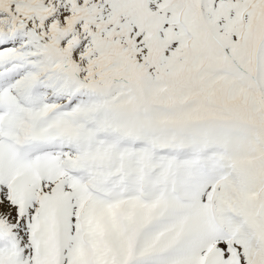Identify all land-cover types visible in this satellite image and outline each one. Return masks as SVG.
Here are the masks:
<instances>
[{
	"label": "snow or ice",
	"instance_id": "obj_1",
	"mask_svg": "<svg viewBox=\"0 0 264 264\" xmlns=\"http://www.w3.org/2000/svg\"><path fill=\"white\" fill-rule=\"evenodd\" d=\"M0 264H264V0H0Z\"/></svg>",
	"mask_w": 264,
	"mask_h": 264
}]
</instances>
